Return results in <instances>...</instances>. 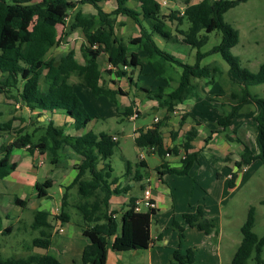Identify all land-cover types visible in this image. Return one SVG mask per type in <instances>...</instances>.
<instances>
[{"label":"trees","instance_id":"16d2710c","mask_svg":"<svg viewBox=\"0 0 264 264\" xmlns=\"http://www.w3.org/2000/svg\"><path fill=\"white\" fill-rule=\"evenodd\" d=\"M102 1L105 0H35L34 2L0 0V94L8 99H15L30 110H37L39 114L45 111L51 113L61 111L72 119V127L75 130L85 128L91 118L75 95L69 78L72 74L75 75L89 88L94 97L105 95L111 102L116 103V96L122 94V91L120 88L109 89L100 82L102 70L99 67L98 57L102 53L106 54V65H110L109 68L104 69L107 73H114L116 77H126L129 83L133 82L131 75L140 64V57L137 52L128 53L124 40L115 32L117 16L124 15L139 27V34L129 42L137 45L145 53L147 63L159 77H165L169 71L168 63L181 68L177 85L169 92L165 93V88L162 86L155 89L141 87L149 98L158 101L168 112L187 98L199 97L193 79H204L210 85L215 82L217 74L221 80L223 74L219 67L200 64L206 55L219 53L235 74L232 82L236 85V89H231L226 96L231 103L229 109H226L224 101L219 104L221 116L217 121L218 125L222 128L228 127L244 103L251 101L258 105L254 116L255 142L258 151L252 153L249 147L243 144L235 168L239 171L241 166L255 160L264 163V98L250 90L252 86L264 84V62L255 72L240 64L239 56L232 52V48L239 42V31L224 20V14L229 9L246 0H200L188 4L181 13L178 10L173 11L171 16L177 20L178 26L183 21L188 23L186 29L178 27L177 33L181 35L184 44L197 48L196 60L193 64L179 61L155 42V34L163 38L170 37V30L164 23L165 15L160 12L161 4L157 0H138V10L129 7L128 0H115L116 6L111 11L103 9L100 5ZM76 3L89 4L95 9V13L92 14L77 10L70 18L69 30L79 29L85 38L86 43L81 47L83 63L76 60L72 50L57 62L52 58L46 59L49 49L59 42L58 26L66 24V17L70 15ZM214 30L221 32L220 41L210 50L202 52L200 48L206 43L208 34ZM130 112V108H127L123 114L130 115ZM161 127V123H154L145 131L140 129L134 137V143L140 148L153 146L154 151L159 155L183 152L179 167L164 166V170H159L158 174L187 175L197 159V153L190 151L191 141L197 134L195 127L188 130L184 140L176 146L165 145ZM24 131L20 129L11 143L0 148V177L15 170L17 166L16 162L10 159L13 148L28 145L27 149L30 152L47 151L52 163H57L63 154H67L65 149L69 148L78 158V163L74 165L77 172L66 187V191L77 187V190L75 189L77 201L74 207L82 215L84 220L82 232L88 239L82 251V263L106 264L108 249L139 250L147 248L152 243L151 217L155 214L156 208L135 211V198H130L118 219L108 208L110 197L125 193L127 189L119 185L113 186L117 178L110 179L112 167L107 159L112 155L113 148L117 144L111 135L88 131L82 135L71 136L65 134L62 128L56 127L51 120L47 122L44 132L36 140L33 139V133ZM101 161L103 164L98 167ZM236 173V171L232 172L228 180L230 187L235 184ZM50 183L51 179L36 183L37 196H45L46 188ZM66 198L64 193L63 204ZM42 216L45 217V214H37L36 224L41 223ZM59 217L66 220L67 215L61 212ZM182 217L185 224L205 234H210L214 230L213 222L204 216L200 206L194 212L184 213ZM254 223L255 208L250 206L246 219L240 227L241 241L229 264H247L252 253L255 254L257 264H264L261 258L264 234L254 233ZM172 224L181 240L184 228L175 220ZM160 236L157 235V238ZM49 243L46 238L33 240L34 246L42 248L48 247ZM194 257L195 251L192 248L181 252L178 246L172 252V258L179 264H192ZM0 264L62 263L53 255L33 253L24 257L0 259Z\"/></svg>","mask_w":264,"mask_h":264},{"label":"rangeland","instance_id":"374dc122","mask_svg":"<svg viewBox=\"0 0 264 264\" xmlns=\"http://www.w3.org/2000/svg\"><path fill=\"white\" fill-rule=\"evenodd\" d=\"M106 1L108 3L106 2L103 4L105 7H110L115 4L114 0ZM166 1V3H160V9L164 13L168 12V10H166L167 8H177L182 11L186 5L185 2L190 3L195 0H173L178 5L170 2L171 0ZM129 4L133 7L137 5V2L136 0H129ZM77 10H81L83 13L87 12L86 14H90L89 12L94 11L90 5L76 3L75 7L71 9L70 15L66 17V24L58 26L59 42L57 46H53L55 49V53L53 54V57H55L54 59L59 58L63 50L71 46L76 50L77 56L80 58L79 47L82 44V42L80 43V40L83 38V33L79 29H76L75 31L69 30V24L71 22L70 17ZM224 20L232 24V26L239 31V42L232 48V52L239 56L240 64L244 68H247L251 72H255L259 65L264 62V0H246L241 2L224 14ZM121 21L124 23L123 27L125 29L122 33L119 32V30H117V32L124 38H122L124 42H127L132 34L130 27L133 25V21L123 16L121 17ZM167 27L169 29L170 25ZM177 27L186 29L188 23L183 21L182 24H179V26L177 25ZM117 28L119 29L120 26H117ZM170 31L172 34L169 38H163L158 34L154 35V40L158 46L169 51L177 50L184 52L185 55L182 57V60L187 63H194L197 48L189 44L178 42L174 28H170ZM67 38L74 39L68 41L67 44L66 41H64ZM220 39L221 32L218 30L212 31L208 34L206 43L200 48V50L202 52L210 50L212 46L220 41ZM60 46H64V49ZM201 65H216L219 67L222 74L229 79L226 89V91H228L227 95L231 89H236V85L233 84V82H230V80H234L235 74L221 58L219 53H210L206 55L201 60ZM102 66L104 69L107 67L104 61H102ZM134 70L135 74H133L132 78L137 84H143V86L155 88L157 84L156 82L161 80L155 78V74L149 65H143L142 69L135 68ZM139 71H141L140 78H137ZM104 74L106 75L105 72ZM138 79L139 81H137ZM69 82L73 85L75 95L78 97L83 108L91 118L89 124L84 129H81V133L84 131H92L96 134L104 132L108 135L117 137V144L113 149L112 155L109 157V162L113 170L112 177H117V182L121 183V185L128 182L126 176L128 164H130L132 168L138 164V152L140 150L145 155L147 166H140L141 168H138L143 175L154 181H157V177L159 176L158 171H163L161 167L156 168L161 162L170 164V162L181 161L182 154H179L178 157L173 153L159 155L156 151H148V148L146 147L138 150L133 141V136L136 131L134 129L140 125L143 120L142 118L129 119L126 115L119 112V110H122L123 108L125 102L124 98H119L116 103H113L105 95L94 97L89 88L83 85L80 79L73 74L70 76ZM204 90V92L200 90L201 98L193 99V102L190 101L187 103L185 110L191 115H194L192 113L195 112L199 115H204L205 126L210 130H213V134L218 130L221 137L227 139L226 141L230 145V148L228 149L229 153L222 155L224 160L221 162H215L216 159L213 162V159H210L207 156V152L200 151L187 175L178 176L171 173L163 175V181L170 187L173 200L172 202L168 201L166 205H163L159 213L153 216L151 232L152 235H161L159 240L161 247L149 248L151 250L148 249L147 252H141L144 255L141 259V263L147 262L146 264H148L147 259L148 253L150 252L153 256L161 254L164 264H178L172 258V252L169 251V253L167 250H170L174 246L177 247L180 242L182 247L187 245L189 248L194 249L195 257L192 264H209L207 263L208 258H212L214 255L216 257V264H229L241 241L240 227L246 219L248 208L250 206L255 208V223L253 231L257 235L264 234V163L260 160H255L250 164L245 165L246 169L244 171L239 169L240 173L238 174V179L235 181L234 186L230 187L228 185V174H232V171L236 169L234 168V160L239 157L238 152L239 149L242 148V145H247L252 153L258 151L255 142L256 122L254 117V109H258V105L254 102L248 101L242 109L239 110L230 125L226 128H222L215 124L221 116L219 103L221 100L224 101L226 103V109H229L231 104L229 97L225 96L222 98L216 96L224 94L225 92L223 81L220 80L219 76L216 74L215 82L205 87ZM250 90L252 93H256L264 98V84L252 86ZM13 93H15L14 90ZM4 101L5 102H0V111L2 112V115H32L28 123L30 125L27 126V129L25 130L34 134V140L44 132L43 130L47 121L45 123L43 122V125H41L40 121L37 120V117H40V115H48L47 113L39 114L37 111L31 112L32 110L22 106L19 102H16L15 99L8 100V102H10L8 104L6 103V99ZM147 112V115H145V117L148 116L146 120L151 119V116L156 114V111L150 113L149 111ZM216 115L217 118H215ZM36 126L41 127L42 130H33ZM61 128L63 129L64 126H61ZM41 131L43 132L41 133ZM237 137L240 141L236 140ZM10 138L11 137L5 139L7 140V144L11 143ZM216 163H218V168L216 169H220L221 167L222 176L224 177H221V180L218 183H215V196H213L210 194V189L212 188L211 186L214 180H203L202 176L209 172V166H214ZM71 171H73L72 173L74 174V170L70 169V172ZM235 171L237 172V169ZM59 173L58 168H56L54 173H51V178H59ZM134 183L136 182H131L132 185H134ZM201 187L205 189L207 188L208 192H210L209 195L203 192ZM75 189L77 190V187ZM75 189L73 190L75 196L71 197V200H69L73 205L75 201H77ZM50 192L56 196V198H59L60 192L58 190V184L54 185L50 189ZM220 195L221 199L219 200ZM198 206L201 207L204 216L213 222L214 229L215 231H218V233L215 234L212 232L210 235L201 234V238H196L189 236L183 230V238L187 237V239L184 240L182 238L183 240H180L176 229L173 227V221L175 220L178 224L184 227L183 214L187 212L188 207L195 210ZM69 213L74 228L77 227L78 223L79 225L83 224L84 220L82 216L80 217L75 209L70 210ZM26 220L29 222L28 216ZM20 224L23 225L24 223ZM36 236H38L36 229H27L24 231L22 228H19L10 235L8 239L7 237H3L7 240L4 242V246L0 248V259L7 260L14 258L17 253L22 254V257L33 254L31 249L34 248L32 244H30V241L31 238ZM164 239L166 242H164ZM23 244H25V246H22ZM218 244L220 245L219 255H217ZM28 245L30 249L27 248ZM125 256L127 260L136 264V257L129 258L128 254H125ZM261 258L264 262V247L261 253ZM152 261L154 262V258ZM247 264H257L254 253L248 258Z\"/></svg>","mask_w":264,"mask_h":264},{"label":"crops","instance_id":"0c3cea01","mask_svg":"<svg viewBox=\"0 0 264 264\" xmlns=\"http://www.w3.org/2000/svg\"><path fill=\"white\" fill-rule=\"evenodd\" d=\"M30 1L34 2L35 0H30ZM157 1L159 3L167 2L166 0H157ZM198 1L200 0H195L190 3L185 2L186 3L185 7L188 4L197 3ZM102 2L100 3V5L103 7L105 11H111L116 6L115 0H114L115 4H113V6H110V7H107V6L105 7L103 5L104 3L107 2L106 0ZM136 2H137V5L132 7L129 4V0H128L127 5L129 7H132L138 10L139 2L138 0H136ZM170 2L175 3L173 0H171ZM166 10H168V12L164 13L160 9V12L163 15H165L164 23L167 26L170 25V28H174L175 36L178 39V42L183 43L181 41V38H182L181 35L177 33V29H178L177 20H175L171 16L174 10H178L180 13L183 10L180 11L177 8L176 9L167 8ZM89 13L90 14L95 13V9L93 12H89ZM122 16L125 18H128L124 15L117 16L116 18L117 24L115 26V32L117 33L118 36L120 35L118 34L117 30H119V32L122 33L125 29L123 27L124 23L121 21ZM117 26H120V28L118 29ZM130 30L132 31L131 37L128 39L127 42H125V45L127 47V52L128 53H131V52L138 53L140 57V64L136 68L142 69L143 65H149L146 61V55L142 50L139 49L137 45H133L129 42L131 38L139 34V27L133 22V25L130 27ZM171 34L172 32L170 31V36ZM73 39L74 38H71V39L67 38L64 41H66V43L68 44V41L70 40L72 41ZM81 42L82 44L79 47L80 58L77 56L76 50L72 46L67 49H64V46L63 47L60 46L64 50L59 58L54 59L55 57H53V54L55 53V49L54 47H52L49 49L46 55V59L52 58L54 59L55 62H57L69 50H72L75 53L76 60L80 63H83L81 47L82 45L86 43L84 35H83V38H81L80 40V43ZM57 45L58 44H56L55 46ZM163 50L174 55L175 58L178 59L179 61L185 62L182 60V57H184L185 55L184 52H180L177 50H172V51L165 50V49ZM106 60H107V56L104 53L100 54V56L98 57L99 67L102 70V80L100 82L103 83L104 86L109 89H112V90H115L117 88L121 89L122 94H118L116 96V102L119 98L125 99L122 110H119L121 114L125 113L127 108H130L131 114L126 115L129 119L142 118L143 120V122L137 127H135L134 129L136 131L133 136V141H134V137L136 133L140 129H143L145 131L146 129L151 128L154 123H159V124L161 123L162 125L161 130H162V135L164 137L163 141L165 145H168V146L175 145L176 146V145H179L184 140V136L186 132L190 130L192 127H195L197 134H196V137L191 141L190 151H195L197 154L200 151L207 152L208 153L207 156L210 159H213V162L215 159H216L215 162H221L222 160H224L222 158V155H225L226 153L228 154L229 153L228 149L230 148V145L226 141L227 139L222 138L218 130H216L215 134H213L214 133L213 130H210L209 128L205 126L204 115H199L196 112L192 113L194 115H191L189 114L188 111L185 110V106L187 105V103L190 101L193 102V99H196V98H187L184 102L176 104L173 110L168 112L165 107L161 106L158 103V101L149 98L146 92L142 90L143 88L155 89L159 86H162L165 88V93L172 90L177 85V79L181 73V68L178 65L168 63L169 71L163 78L159 77L156 74V72H154L152 67L149 65V67L155 74V78L161 79L160 81L156 82L157 84L155 88H149V87L143 86V84L135 83L133 78H132L133 82L129 83L126 77H116L114 73H107L102 66V61H104V63L106 64L107 63ZM195 60H196V52H195ZM200 64H201V61H200ZM213 66H216V65H213ZM104 72L106 73V75L104 74ZM140 73L141 71H139V73L137 74V78H140L139 77ZM133 74H135V70H133ZM133 74L131 75V77L133 76ZM221 77H222L221 80L224 82L225 92L224 94H219L216 96L223 98L227 96L228 91H226V89L229 83L228 81L229 79H227V77L224 75H222ZM199 80H203V81H199ZM137 81H139V79ZM232 81L230 80V82ZM192 82L195 85H197V88H198L197 93L199 96H200V90L204 92L205 87L208 86V84L206 83V80L204 79H193ZM101 96H104V95H101ZM198 98H201V96ZM5 99H6L7 104L10 103L8 102V100L10 99L0 94V102H5L4 101ZM246 103H244L239 108V110H241L242 107ZM257 110H258L257 108L254 109V116ZM34 111H37V110H32L31 112H34ZM147 111H149V113L152 111H156V114L152 115L151 119L146 120V118L148 117V116L145 117V115H147L148 113ZM44 113L45 114L47 113L48 115H40V117L39 116L37 117V120L40 121L41 125H43V122L45 123L46 121L48 122L51 120L56 127L61 128V126H64L63 132L65 134H68L71 136H77V135H82L86 133V131L81 133V129L75 130L72 127V119L68 117L67 115H65L64 113H62L61 111H55L52 113L45 111L42 114ZM134 114H136L135 117H133ZM31 117L32 115H2V112L0 111V148L4 144L7 145V140H5L6 138L8 139L9 137H11L10 141L12 142L16 137V132H18L20 129H24V130L27 129V126L30 125L28 123ZM215 118H217V115L215 116ZM215 124L218 125L217 122ZM40 129L41 127H38V126L33 128V130H36V131ZM43 131H41V133ZM236 140H239V138L237 137ZM116 141H117V137H116ZM136 147L138 148V150L141 149L137 145ZM242 150H243V145H242V148L239 149V152H238L239 157L234 160V168H235V162L239 160ZM65 153L67 154H63L57 163H52L50 154L47 151L30 152L26 147L12 149L11 154H10V159L11 161L16 162L17 166L15 170L11 171L10 173H8L7 175L3 177H0V248L4 246V242L8 239V237L12 235L19 228H22L24 231H26L27 229H30V230L36 229L38 236L31 238V241H30V244H32L34 248V249H31L33 253L53 255L62 264H84L81 261V255H82L84 246L88 242V239L86 238V236L83 235V232H82V227L84 223L80 225L78 223L76 228H74L72 225L71 216H70L69 211L72 209H75L77 213L80 215V217L82 215L76 209V207H74V205L69 201L71 200V197L75 196V193H73L74 189L72 188L66 191V187H68V185L72 182L73 178L76 175L77 171L74 168V165L78 163V158L71 153L68 147L65 149ZM179 154L180 155L182 154V157H183V152L181 151H179L177 154H174V155L178 157ZM107 161L109 162V159H107ZM102 164H103L102 161L99 162L98 167H101ZM180 165H181V161L170 162V164H165L164 162H161L156 168L161 167L164 170V166L165 167H179ZM140 166L141 167L147 166L145 155L143 159L138 160V164L134 168H132L130 164H128L127 172H126L128 182L126 184L121 185V183L117 182L116 180V183L113 185V186L119 185V186H123L127 188L125 193L122 192L120 194L112 195L109 199L108 208L110 211L113 212V216L116 219H118L121 213L124 211L129 199L135 198L136 200L140 198L142 195L143 189L147 187L148 185L151 191V198L156 204V212L155 214L152 215L151 222H152L153 216L159 213L163 205H166L168 201L172 202L173 200L171 189L169 186L165 184L162 178L163 175L166 173L159 175L157 177V181H154L151 178L146 177L140 172L138 168ZM217 166H218V163H216V165L214 166L213 165L211 167L209 166L208 167L209 172L203 174L202 176L203 180H206V179L214 180V182H212V186H211L212 188L210 189L211 193L208 192L207 188L205 189L201 187V190L207 193V195H209L210 193L213 196H215L214 194V188L216 187L215 183H218L221 180V177H224L222 176L223 174H222L221 167L220 169H216L218 168ZM56 168H58L60 172L59 178L52 179L51 173H54ZM70 169L74 170V174L72 173L73 171L70 172ZM235 170L236 169H234L232 172H234ZM239 173L240 172L237 171V177L235 181H237ZM230 176L231 174H228V180ZM112 178L114 177H112V172H111L110 179ZM48 179H51V183H50V186L46 188V195L42 197L37 196L36 191H35V184L43 182ZM133 181L136 182L134 183V185L131 184V182ZM56 184H58V190L60 192L59 198H56V196H54L50 192V189ZM64 193L67 196L65 200V204L62 203ZM220 199H221V195L219 196V200ZM195 210L190 207L187 208V212H194ZM61 212L67 215L66 220H62L59 217ZM38 213H44L45 217L44 216L40 217L41 223L36 224L35 219ZM27 216L29 218V222H27L26 220ZM20 223H24V224L21 225ZM183 225H184L183 227L184 232L188 234L189 236L201 238V234H205L204 232L199 231L194 227H190L185 223H183ZM60 228H62V231L58 230ZM212 232H214L215 234L218 233V231H215V229ZM150 233H151V237L153 241L145 249L128 250V251L108 249L107 256H106V264H133L132 261H129L126 259L125 254H128L129 258L136 257L137 258L135 260L136 264H146L147 262L141 263V259L144 256L143 253L141 252H147L149 248H160L161 247L160 241H159L160 238H157V235H152L151 226H150ZM210 234H206V235H210ZM3 237H7V239H4ZM36 238L48 239L50 242L48 247L42 248V247L34 246L33 240ZM183 239L185 240L187 239V237ZM164 242H166L165 239H164ZM22 246H25V244H23ZM178 246L180 247L181 252H184L187 248H189L187 245L182 247L181 243L178 244ZM175 247L176 246L172 247L170 250H167V251L173 252L174 249L177 248ZM27 248L30 249L29 245L27 246ZM219 253H220V245L218 244L217 245V255H219ZM21 256L22 254L17 253L15 257H21ZM153 258H154V262L152 261ZM147 260H148V264H164L163 257L161 254H156L153 256V254L149 252ZM207 263L216 264L215 255L212 258L209 257L207 260ZM87 264H91V263H87Z\"/></svg>","mask_w":264,"mask_h":264},{"label":"built area","instance_id":"2783aa9c","mask_svg":"<svg viewBox=\"0 0 264 264\" xmlns=\"http://www.w3.org/2000/svg\"><path fill=\"white\" fill-rule=\"evenodd\" d=\"M110 65H107V68H109ZM124 69L126 68L125 66L123 67ZM136 114L133 115V117H135ZM113 140H116V137H112ZM28 147V145H26V148ZM148 148V151L152 152L154 151V147L153 146H150V147H147ZM138 156H139V159H143L144 158V153L140 150L138 152ZM239 169H241L242 171H244L246 169V166L243 165L241 166ZM156 208V204L155 202L152 200L151 198V191H150V188H149V185L147 187H145L142 191V195L140 198L136 199L134 201V210L135 211H142V210H149V209H155ZM59 231H62V228L58 229Z\"/></svg>","mask_w":264,"mask_h":264}]
</instances>
